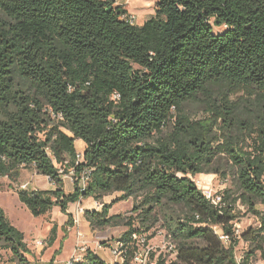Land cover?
Wrapping results in <instances>:
<instances>
[{
    "label": "trees",
    "instance_id": "trees-1",
    "mask_svg": "<svg viewBox=\"0 0 264 264\" xmlns=\"http://www.w3.org/2000/svg\"><path fill=\"white\" fill-rule=\"evenodd\" d=\"M129 17L116 0H0V177L16 181L23 168L49 177L57 190H20L19 199L35 218L60 207L70 226L71 204L121 193L85 218L94 230L127 227L118 241L128 246L157 222L156 208H181L165 216L178 247L173 264H239L241 241L249 249L240 264L264 258V0H157L143 25ZM190 105L210 120L194 121ZM222 158L242 193L222 191L219 211L193 179L226 177ZM72 169L90 179L84 192L66 195L60 170ZM139 198L140 227L110 215ZM238 202L259 221L240 238ZM56 235L54 227L52 242ZM0 250L31 264L24 234L1 207ZM134 252L123 264H133ZM85 264L106 263L89 250Z\"/></svg>",
    "mask_w": 264,
    "mask_h": 264
},
{
    "label": "rangeland",
    "instance_id": "rangeland-1",
    "mask_svg": "<svg viewBox=\"0 0 264 264\" xmlns=\"http://www.w3.org/2000/svg\"><path fill=\"white\" fill-rule=\"evenodd\" d=\"M121 3L117 5H124V7H129L132 9L134 15L137 17V25H143V22L149 20L152 16L155 15L156 3L157 0H119ZM130 13V12H129ZM223 29L216 28V32H221ZM187 112L192 116L194 121H204L210 120L211 116L201 107L200 105H190L187 107ZM247 117L246 114H240V120H245ZM217 128L215 132H217ZM83 143V144H82ZM248 143H251L249 140ZM85 143L82 140L76 142L77 149L84 150ZM221 167L226 171V177H221L220 175L214 174L215 179L211 181V184L214 186L217 181L224 184V190L231 191L233 198L237 199L241 195V191L238 189L237 179L233 174V169L228 163L227 159L222 158L220 160ZM223 170V171H224ZM213 174V173H212ZM215 189L218 187L215 186ZM43 191L45 188H39ZM223 190V191H224ZM121 193H115L113 195L107 196L101 202L103 205L112 204L114 200L118 197H121ZM142 203V199L139 198L136 202L133 199H130V203L120 202L116 204V211H120V215H123L124 218H133L135 220V227H140V220L138 215L140 212H133L134 204L139 207ZM25 206V205H24ZM0 207L4 211L6 218L15 227L19 232L24 234V242L26 245L30 246L32 252L26 254L27 259L31 264H66L72 260V257L75 252V234H68L67 227H70L69 224L63 230V227L59 222L51 221L52 217L47 216L45 218H35L32 216L30 211L23 207V203L19 201L17 197L9 195L7 193H0ZM103 209V208H102ZM128 209V210H127ZM236 214L239 215L236 223L241 227V230H247L249 228L258 227V218L249 212L248 207L243 205L241 202L236 204ZM257 209L264 213V204L260 203L257 206ZM102 211V210H101ZM126 211V212H125ZM182 214V209L178 207H167L164 211L159 208L155 210V217L158 219L157 222L151 224V230L147 233L156 238L159 237L161 232H166L165 227V216H177ZM55 224H59L58 236L56 242L49 246L47 238L51 235L52 228L56 227ZM91 227V226H90ZM89 227V228H90ZM128 230L125 226L111 227L103 230H94L92 227L89 229L88 233L90 237L99 242H108L113 239H121L123 234ZM26 235V239H25ZM38 241L46 243V246H43L37 249L36 245ZM242 243V241H241ZM246 247L240 246L236 250V257H243ZM0 264H17L13 260V253L8 250H0ZM2 256V257H1ZM100 256L106 258L108 256L107 252L101 251Z\"/></svg>",
    "mask_w": 264,
    "mask_h": 264
},
{
    "label": "built area",
    "instance_id": "built-area-1",
    "mask_svg": "<svg viewBox=\"0 0 264 264\" xmlns=\"http://www.w3.org/2000/svg\"><path fill=\"white\" fill-rule=\"evenodd\" d=\"M129 21L136 24L137 17L130 14ZM77 159L78 162H81L83 160V154H79ZM60 177L63 180L70 181L81 192H84L90 179V171H83L79 174L74 169L68 173L60 170ZM193 181L213 207L219 211L226 207L224 195L222 193L223 190L215 189V185L213 186L211 182L205 180L202 176L194 178ZM27 188V184L20 187L23 191H27ZM83 201V199H80L73 213V223L77 227H79L82 217L85 216L86 213V209L82 206ZM215 231L225 245L228 246L231 243L230 237L225 235L220 228L216 227ZM242 232L241 227L235 223V237L240 238ZM147 233L148 232L133 235V242L131 243V246L135 248L132 260L133 264H159L160 262L173 264L177 262L178 247L173 238L167 232H161L158 238ZM78 237L79 240L77 242L72 260L66 264H85L86 262V255L90 250V247L88 243L84 241L85 235L79 232ZM104 244V242L98 241L97 248L99 250L104 249ZM43 246H46V243L42 241L37 242V248H41ZM131 246H128L121 241H117L110 246V251L115 264H123L126 261L127 254ZM237 261L240 264L242 260L240 259Z\"/></svg>",
    "mask_w": 264,
    "mask_h": 264
},
{
    "label": "crops",
    "instance_id": "crops-1",
    "mask_svg": "<svg viewBox=\"0 0 264 264\" xmlns=\"http://www.w3.org/2000/svg\"><path fill=\"white\" fill-rule=\"evenodd\" d=\"M116 2H117V4L121 3L119 0H116ZM122 6H124V5L122 4ZM125 8L128 10V12H130L129 14H134V13H131L133 11L129 7H125ZM137 21H138V19H137ZM147 21L148 20H146L145 22H147ZM145 22H143V24ZM136 24H138V23H136ZM85 148H86V144L84 145V150H85ZM84 150H80V151L78 150V152L82 153V152H84ZM200 176H202L205 180H207L209 182H211L215 179L214 174H202ZM25 184L28 185L27 191H29V192L41 191V190H39V188H45V190H43V192H51V191H55L58 189L57 186L54 183H52V181H50L49 177L40 175L34 168H23L21 170L19 178L16 181H13L9 177H0V193H7V194L12 195L14 197H17L19 199L18 192L21 190L20 187L22 185H25ZM215 186L218 187V190H224V189H222V188H224V184H222V182H220V181H217L215 183ZM75 188H76V186L73 185L70 181H68V180L63 181V192L66 195L73 194L75 192ZM19 201H20V199H19ZM126 202L130 203V200L124 201V203H126ZM107 204H110V203H107ZM76 205L77 204H71L69 207L68 213L70 215H72V217H73V213L76 209ZM82 206L86 209V211L101 212L104 205L101 201H96L93 198H89V199H84ZM23 207L26 208V206H24V204H23ZM120 214H121L120 211H116V204L113 205V207L110 210V215L113 216V215H120ZM47 216L52 217V219H51L52 222L53 221L59 222L60 225L63 227V230L65 229V231H66V227H67L66 225L69 222V218L67 215H65L62 212L60 207H54L52 212H50L49 214H47L43 217H40V218H45ZM58 225L59 224H55V226L57 228L56 239L52 242L50 239L51 235L47 238V242H48L49 246L53 245L57 240L58 228H59ZM257 225H259V221H258ZM89 227H90V223L86 220L85 216L82 217V221H81L79 227H77L75 225L67 227V233L68 234H72V233L75 234V248H76L77 242L79 240L78 233L81 232L83 235H85L84 241L88 243L90 250L92 252H94V254L96 256H98L99 259L104 261L106 264H109V263L115 264V261L112 257L111 251H110V246H112L114 243H116L119 239L110 240L107 243L109 246L105 243L104 245H106V247L102 250H99L97 248V242L98 241H96L92 237H90V235L88 233L89 229L91 228V227L90 228ZM52 230H53V228H52ZM25 239H26V235H25ZM242 244L244 247H246L245 250L247 251L249 249V245L242 242V243H240V246H242ZM28 248L31 249L30 246H28ZM37 249H39V248H37ZM101 251L107 252L108 256L106 258H102L100 256ZM30 252H32V250H30ZM242 258H243L242 256L239 258L237 257V260H240V259L242 260ZM250 264H264V258L261 257V253H258L257 258L255 260H252Z\"/></svg>",
    "mask_w": 264,
    "mask_h": 264
},
{
    "label": "bare ground",
    "instance_id": "bare-ground-1",
    "mask_svg": "<svg viewBox=\"0 0 264 264\" xmlns=\"http://www.w3.org/2000/svg\"><path fill=\"white\" fill-rule=\"evenodd\" d=\"M110 264V263H109Z\"/></svg>",
    "mask_w": 264,
    "mask_h": 264
}]
</instances>
